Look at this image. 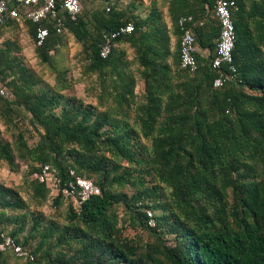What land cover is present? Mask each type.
Returning <instances> with one entry per match:
<instances>
[{"label": "trees", "instance_id": "1", "mask_svg": "<svg viewBox=\"0 0 264 264\" xmlns=\"http://www.w3.org/2000/svg\"><path fill=\"white\" fill-rule=\"evenodd\" d=\"M166 1L171 24L159 0H109L77 20L61 11V31L51 16L26 19L35 41L39 25L49 29L36 51L56 74L54 84L25 62L17 40L0 41V88L11 94L0 93V116L17 130L10 140L0 129V162L12 171L31 165L28 188L38 205L50 193L32 178L39 164L54 165L64 179L73 168L102 189L79 211L69 202L61 223L0 180V234L36 256L0 253V264H264V0H233L236 47L220 70L213 66L222 28L216 0ZM129 23L133 31L120 33L103 57L104 35ZM186 27L202 50L193 72L182 66ZM66 34L83 46L82 79L93 80L96 103L68 93L70 69L56 60ZM222 72L236 78L215 87ZM27 116L40 134L33 145L15 122ZM119 205L155 241L125 236Z\"/></svg>", "mask_w": 264, "mask_h": 264}, {"label": "built area", "instance_id": "2", "mask_svg": "<svg viewBox=\"0 0 264 264\" xmlns=\"http://www.w3.org/2000/svg\"><path fill=\"white\" fill-rule=\"evenodd\" d=\"M83 0H0V27L9 20L25 21L31 19L35 23H41L48 17L57 20L58 30L64 26V19L60 16L61 11H65L72 20H77L83 11ZM237 5L233 0H216V14L221 22V35L218 39V54L213 60V66L221 69L223 63H232L233 51L236 47V27L232 17V9ZM187 18H182L183 25ZM134 29L132 23L121 27L119 31H112L104 35V42L101 47V55L107 57L113 50L114 39L120 33H131ZM49 29L39 25L36 30V45H41L46 40ZM198 46L195 42L194 32L191 28H184L182 37V66L192 72L197 68L196 52ZM234 69V67H232ZM235 74L222 72L214 81L215 87H221L226 80H234ZM0 93L4 96L11 94L5 88H0ZM69 177L64 179L57 167L50 163L39 164L38 169L32 173V178L46 184L50 193L49 196L56 200L58 196H63L66 202H72L77 211L82 204L92 196L102 194L101 187L91 178L77 174L75 169L70 168ZM149 225L156 226L157 220L152 210H148ZM13 253L23 260H35L34 252L18 239L8 233L0 234V253Z\"/></svg>", "mask_w": 264, "mask_h": 264}, {"label": "rangeland", "instance_id": "3", "mask_svg": "<svg viewBox=\"0 0 264 264\" xmlns=\"http://www.w3.org/2000/svg\"><path fill=\"white\" fill-rule=\"evenodd\" d=\"M115 1V0H112ZM132 0H120L123 5H127ZM109 0H84V11L87 9H94L98 6L107 5ZM8 32L7 37L12 38L20 43L21 54L25 62L32 67L45 81L50 84L55 83L56 74L50 69L48 64L42 63L37 51L35 39L31 33V29L26 21H17L14 25L8 26L6 29ZM56 60L61 67L69 68L70 75L72 77L73 88L68 91L70 95H76L79 98L85 99L87 102L96 103L95 92L91 90L93 86V80L87 85V82L82 79V67L85 62V53L83 46L79 44L72 34H66L64 37V43L59 48L56 55ZM89 88V90H88ZM30 117V116H29ZM27 116L25 120L17 117L15 122L19 123L22 129L26 130V135L29 142L33 145L40 139L39 131L36 130L29 121ZM0 129L4 132V137L10 140L13 139V133L17 130L14 126L10 131L7 129L0 116ZM43 131V128H41ZM38 165V163L36 164ZM31 169V165L23 164L20 166L19 171L10 170L6 162H0V180L5 181L7 184L15 186L21 190L22 195L29 203L32 204V209L43 212L48 218H54L61 223L68 221L69 214V202L62 201L61 204H57L50 196L44 201V203L38 205L31 197L30 189L28 188V181L30 180L28 172ZM125 191L132 193V189L127 188ZM118 211L121 213V225L123 227V233L125 236L142 240L144 243L155 241V237L150 235L148 230L135 228L130 224V214L127 213L126 208L123 205L118 206ZM160 211H157L159 213ZM165 238H168L165 236ZM168 243H172V238H168ZM35 247L36 241L31 244ZM17 259L16 257H14ZM12 261L14 259H11ZM19 260V259H18Z\"/></svg>", "mask_w": 264, "mask_h": 264}, {"label": "crops", "instance_id": "4", "mask_svg": "<svg viewBox=\"0 0 264 264\" xmlns=\"http://www.w3.org/2000/svg\"><path fill=\"white\" fill-rule=\"evenodd\" d=\"M146 2L150 4V0H146ZM159 5L164 10V13H165V15L167 17L168 23L171 24L170 17L168 15V2L166 0H159ZM146 14H147V11L144 13V15H146ZM6 29H7V27L4 28V29H2V34H0V41L1 42L4 41V40H6L8 38L7 37L8 32H6ZM176 42H177V38L176 37H173V39H172L173 47H175ZM129 51L131 52V49ZM198 51H202L200 47H198ZM203 52L206 53L207 50H203ZM131 57H133L132 54H131ZM135 66L136 65H134L133 68H135ZM143 88H144V82L141 80L138 83V85H137L136 92L137 93L142 92L143 91Z\"/></svg>", "mask_w": 264, "mask_h": 264}]
</instances>
